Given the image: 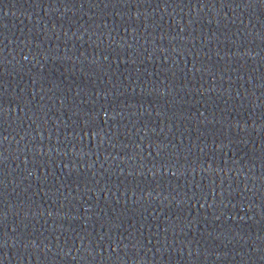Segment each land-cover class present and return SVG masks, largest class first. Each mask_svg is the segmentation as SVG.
Returning a JSON list of instances; mask_svg holds the SVG:
<instances>
[{
  "label": "water",
  "instance_id": "water-1",
  "mask_svg": "<svg viewBox=\"0 0 264 264\" xmlns=\"http://www.w3.org/2000/svg\"><path fill=\"white\" fill-rule=\"evenodd\" d=\"M0 264H264V0H0Z\"/></svg>",
  "mask_w": 264,
  "mask_h": 264
}]
</instances>
